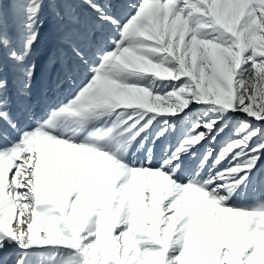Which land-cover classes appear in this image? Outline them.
<instances>
[{"label":"snow or ice","instance_id":"1","mask_svg":"<svg viewBox=\"0 0 264 264\" xmlns=\"http://www.w3.org/2000/svg\"><path fill=\"white\" fill-rule=\"evenodd\" d=\"M0 264H264V0H0Z\"/></svg>","mask_w":264,"mask_h":264}]
</instances>
